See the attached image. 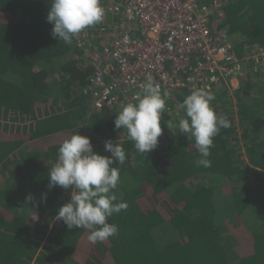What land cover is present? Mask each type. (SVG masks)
<instances>
[{"label": "trees", "instance_id": "16d2710c", "mask_svg": "<svg viewBox=\"0 0 264 264\" xmlns=\"http://www.w3.org/2000/svg\"><path fill=\"white\" fill-rule=\"evenodd\" d=\"M50 4L0 0V264H264V81L214 95L211 106L231 126L213 138L211 167L197 166L194 140L166 127L185 116L179 105L191 92L184 89L167 98L158 146L142 155L126 129H115L116 106H90L80 34L71 44L53 38ZM217 20L242 39L237 54L244 42L264 45V0H223L212 28ZM75 132L98 154L111 155L107 140L126 153L111 167L120 169L113 191L128 207L108 218L118 234L96 243L89 230L56 219L72 190L47 187L59 146ZM29 194L34 201L26 203ZM226 212L225 223L236 218L224 228Z\"/></svg>", "mask_w": 264, "mask_h": 264}, {"label": "built area", "instance_id": "2783aa9c", "mask_svg": "<svg viewBox=\"0 0 264 264\" xmlns=\"http://www.w3.org/2000/svg\"><path fill=\"white\" fill-rule=\"evenodd\" d=\"M223 0H107L111 25L86 29L77 38L90 76L83 92L94 109L136 103L151 77L161 92L234 91L247 79L264 81V45L244 42L210 20ZM219 25V26H218ZM221 25V26H220Z\"/></svg>", "mask_w": 264, "mask_h": 264}, {"label": "clouds", "instance_id": "9594fccd", "mask_svg": "<svg viewBox=\"0 0 264 264\" xmlns=\"http://www.w3.org/2000/svg\"><path fill=\"white\" fill-rule=\"evenodd\" d=\"M103 18L101 0H51L47 15V21L53 25V38L66 44H71L82 30L101 23ZM170 94L167 90L161 92L160 85L149 77L142 85V91L134 97L137 102H128L116 115L115 129H126L128 139L134 141L135 149L142 155L158 146V138L163 132L161 118L166 113V100ZM214 99L211 92L195 89L179 105L185 116L178 125L171 120L165 122L169 130L178 127L180 134L195 141L200 155L197 166L205 168L211 167L208 157L213 138L222 128L231 126L227 116L217 114L211 106ZM104 147L110 156L96 153L91 138L75 132L61 143L57 162L48 172L49 190L56 186L72 190L70 201L59 207L56 219L62 220L69 230H89L88 239L92 243L118 234V226L109 223L108 218L128 207L126 202L118 201L113 191L120 179V169L111 167L114 163H125V150L111 140L105 141ZM41 199L46 202L47 194H43ZM33 201L32 194L25 197L26 203ZM33 213L31 219L38 221V215Z\"/></svg>", "mask_w": 264, "mask_h": 264}, {"label": "rangeland", "instance_id": "374dc122", "mask_svg": "<svg viewBox=\"0 0 264 264\" xmlns=\"http://www.w3.org/2000/svg\"><path fill=\"white\" fill-rule=\"evenodd\" d=\"M112 20V16L109 14V13H107L106 11H105V9H104V18H103V21L100 23V25H102V24H104V25H111V22H110V19ZM171 113H173L174 115H177L178 114V111H176V110H174V109H172L171 110ZM214 179V181H215V179L216 178H213ZM213 179L212 178H205V182L207 183V184H209V182H212L213 181ZM259 207H260V204H259ZM223 210H224V212L227 210V208L225 207V206H223ZM254 212H255V209H254ZM224 214V215H223ZM222 215V217L219 219V223L220 224H222L223 226H224V228L230 223V222H232V221H235V218L233 219V220H227V222L225 223L224 221L227 219V217H228V212H226V213H223ZM253 215V214H252ZM255 216L256 217H258L257 216V214H255ZM246 223H247V225H249V226H251V225H254V224H252L253 222H254V220L253 219H250V223L248 222V220L246 219V221H245ZM255 225H257V224H255ZM165 230H168V229H166V228H164ZM226 232H227V229H226ZM157 236H158V233H155ZM226 235L228 236V234L226 233Z\"/></svg>", "mask_w": 264, "mask_h": 264}]
</instances>
